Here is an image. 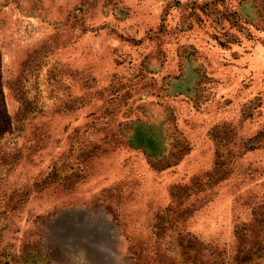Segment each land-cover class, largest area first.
I'll return each mask as SVG.
<instances>
[{
    "label": "rangeland",
    "instance_id": "374dc122",
    "mask_svg": "<svg viewBox=\"0 0 264 264\" xmlns=\"http://www.w3.org/2000/svg\"><path fill=\"white\" fill-rule=\"evenodd\" d=\"M0 264H264V0H0Z\"/></svg>",
    "mask_w": 264,
    "mask_h": 264
}]
</instances>
